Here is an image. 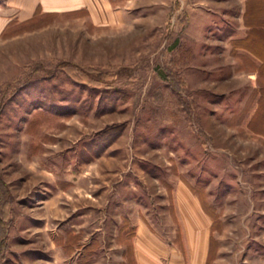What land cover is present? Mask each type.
Listing matches in <instances>:
<instances>
[{"label":"rangeland","instance_id":"obj_1","mask_svg":"<svg viewBox=\"0 0 264 264\" xmlns=\"http://www.w3.org/2000/svg\"><path fill=\"white\" fill-rule=\"evenodd\" d=\"M247 1L0 0V264H137L139 220L161 264L167 243L185 260L187 225L208 264H263L264 3Z\"/></svg>","mask_w":264,"mask_h":264},{"label":"crops","instance_id":"obj_2","mask_svg":"<svg viewBox=\"0 0 264 264\" xmlns=\"http://www.w3.org/2000/svg\"><path fill=\"white\" fill-rule=\"evenodd\" d=\"M37 1H39V0H37ZM37 1L36 0H11L12 7L13 8L15 7V9L18 7V9L13 11V12L16 13V11H17L18 13L16 15H18V16L19 15L28 16L31 13V11H32L35 3H37ZM240 1L244 2V0H240ZM261 1H262V3H264V0H261ZM243 5H244V3H243ZM242 13H243V9L241 8L240 16H242ZM205 14L207 16H208V14L210 15V13H205ZM209 19H210L209 17H205V20L208 21ZM241 25L244 27L243 23ZM135 223H136V236H135V240H134L133 244H134V248H135V257H136L137 264H161L162 262L158 258L154 259L152 256L147 258L148 254H145V249L143 248L144 247L143 245H145V244L143 243V245H142L143 237H147V233H146L147 231H145L146 228H145V226H143L142 223H140V220H139V222H135ZM187 226H185V230H184L185 233L183 235L185 251L187 252V255H185V260L183 259L182 254L179 253V251H177V249H176L175 245H173V243H171V244L167 243V245L165 246L166 247L165 252H167V258H168L167 264H208V261H207V259H208L207 258L208 257L207 245L208 244H207V239L205 237V234H202V233H200V234H196V233L189 234ZM198 226L201 227L199 224L198 225H191V227L195 228V229H193V228H191V229L192 230H201L198 228ZM196 236H199V239H195ZM155 238L156 237L151 236V234H150V237H149L150 241H154ZM197 243L200 245L199 251H197V245H196ZM261 263L264 264V262H262V261H261Z\"/></svg>","mask_w":264,"mask_h":264},{"label":"trees","instance_id":"obj_3","mask_svg":"<svg viewBox=\"0 0 264 264\" xmlns=\"http://www.w3.org/2000/svg\"><path fill=\"white\" fill-rule=\"evenodd\" d=\"M253 1H254V0H249V1H247L248 8H249V6H250V7L252 6Z\"/></svg>","mask_w":264,"mask_h":264}]
</instances>
